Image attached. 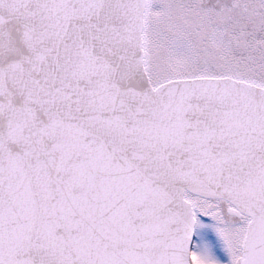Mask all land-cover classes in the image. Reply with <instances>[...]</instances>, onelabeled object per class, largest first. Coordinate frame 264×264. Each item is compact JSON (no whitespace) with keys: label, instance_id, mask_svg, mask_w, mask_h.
Here are the masks:
<instances>
[{"label":"snow or ice","instance_id":"obj_1","mask_svg":"<svg viewBox=\"0 0 264 264\" xmlns=\"http://www.w3.org/2000/svg\"><path fill=\"white\" fill-rule=\"evenodd\" d=\"M0 264H264V0H0Z\"/></svg>","mask_w":264,"mask_h":264}]
</instances>
